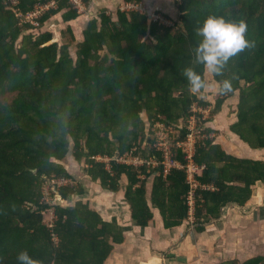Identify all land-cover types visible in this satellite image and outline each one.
Returning a JSON list of instances; mask_svg holds the SVG:
<instances>
[{
  "label": "trees",
  "instance_id": "1",
  "mask_svg": "<svg viewBox=\"0 0 264 264\" xmlns=\"http://www.w3.org/2000/svg\"><path fill=\"white\" fill-rule=\"evenodd\" d=\"M50 1L0 0V264H17L21 250L40 264H104L114 243L123 241L122 228L115 220L106 222L90 203L64 206L53 192L57 202L48 204L44 185L75 179L63 163L73 149L103 189L116 192L127 177L126 198L140 226L153 219L152 208L160 210L168 227L188 219L192 185L186 170L172 167L164 174L151 128L165 124L178 132L175 144L185 141L194 104L212 105L190 92L183 69L192 67L206 84L210 75L219 84L231 81V91L219 92L213 114L239 93L237 121L229 130L251 148L264 149V0H181L180 24L173 26L150 21L139 11H102L89 22L82 41L70 26L63 36L71 40L62 43L55 41L49 23L62 13L65 22L81 16L70 0H56L58 7L35 18L37 24L26 20ZM212 13L243 20L251 41L219 75L198 63L194 52L199 39L194 29ZM196 116L207 135L196 143L194 155L195 163L205 166L195 176L194 216L200 224L220 218L231 203L246 206L254 187L264 184V160L230 154L212 137L218 132L207 126L213 119ZM130 152L159 165L117 162ZM100 156L110 159V169L96 160ZM172 159L187 164L180 148L173 149ZM59 192L70 200L86 190L80 183ZM50 209L56 215L53 227L45 214ZM225 264H264V257Z\"/></svg>",
  "mask_w": 264,
  "mask_h": 264
},
{
  "label": "crops",
  "instance_id": "2",
  "mask_svg": "<svg viewBox=\"0 0 264 264\" xmlns=\"http://www.w3.org/2000/svg\"><path fill=\"white\" fill-rule=\"evenodd\" d=\"M52 1L54 0L50 2ZM133 4L135 6L129 9ZM120 6H127L128 9ZM56 7L58 6L53 8ZM77 9L81 14L77 20L65 22L63 13L57 15L54 20L62 28L72 26L79 41L84 39V31L89 22L98 17L102 11L113 14L119 10L139 11L148 16L150 21L157 22L153 19L154 14H151L154 12L159 13L161 17L169 21H175L178 24L180 22L176 0H141V2L138 0L130 2L124 0H92L91 4L84 1L83 5ZM50 28L58 34L59 29L57 27L54 29L50 26ZM209 79V85L217 84L211 80V75ZM197 107L199 108V106ZM193 111L195 115L190 120L192 118L197 119L196 114H201L200 108L199 111L196 109ZM190 120L189 125L191 124ZM216 123L219 124L218 121ZM207 126L209 127V125ZM228 134L230 141L223 138L225 142L220 143L227 152L241 158L264 160V149L251 148L238 136L232 134L230 130ZM231 138L236 141L240 140L239 148H234V142ZM134 156L139 157L142 161L154 159H144L141 154H134ZM107 159L109 158H104L102 161L110 169ZM79 163L80 161L76 158L72 160L69 170L75 179L80 178L81 184L85 187L84 195L86 196L81 198L82 196L76 195L75 198H81L78 201H83V205L90 203L91 208L99 212L106 222L115 220L123 230V241L114 243V249L104 264H225L233 261L245 263L254 258L264 257V184L259 183L254 187L253 197L246 206L231 203L224 207L220 218L211 222L199 224L196 223V219L191 220L189 217L178 226L168 227L160 210L152 208L153 219L147 226H140L133 218L131 206L126 198L127 177H122L120 189L113 192L103 189L100 181H94L88 172L87 162H85L87 167H82L83 174H81V171L76 167ZM150 169L152 168L150 167ZM198 174L200 175L201 171ZM148 185V197L150 198L152 183L150 182ZM58 200H63V198L60 197ZM67 205L68 207H76L73 204Z\"/></svg>",
  "mask_w": 264,
  "mask_h": 264
},
{
  "label": "clouds",
  "instance_id": "3",
  "mask_svg": "<svg viewBox=\"0 0 264 264\" xmlns=\"http://www.w3.org/2000/svg\"><path fill=\"white\" fill-rule=\"evenodd\" d=\"M198 42L194 49L195 60L203 64L214 74H221L229 59L251 46L245 35L246 24L243 20H231L215 13L209 14L198 22L194 29ZM191 93H198L207 86L206 81L192 67L183 69ZM229 79H223L220 92L231 91ZM17 264H40L27 250H21L16 255Z\"/></svg>",
  "mask_w": 264,
  "mask_h": 264
},
{
  "label": "rangeland",
  "instance_id": "4",
  "mask_svg": "<svg viewBox=\"0 0 264 264\" xmlns=\"http://www.w3.org/2000/svg\"><path fill=\"white\" fill-rule=\"evenodd\" d=\"M177 5L178 3L181 2V0H176ZM135 5H131L129 9L133 8ZM53 6L51 5L50 8H52ZM121 7V6H120ZM121 8L124 9H128V7L126 6H122ZM140 9V8H139ZM98 15V13H96ZM151 14H154V17H156L157 19H159V21L162 22V24L166 25V26H173L175 23V21H169L168 19H164L163 17H161V15H159V13H154L151 12ZM55 19V18H54ZM180 24V22H179ZM50 26L54 27V29H56V27L59 29L58 34L55 33V40L56 41H62L65 39V42H69L71 40V36L69 34H67V36H63V31L67 28H62L60 26H58L56 20H54L53 22L49 23ZM64 37V38H63ZM72 51L75 53L76 52V48L75 46H73ZM213 80V79H211ZM208 82L210 83V79H208ZM216 82V81H215ZM209 83H207V86L204 90H200L198 93H195L200 99H205L209 102H211V106L209 107H199L200 108V113L202 115H204L205 120H210L211 118L213 119L211 123H209V126L217 129L218 132H216L215 134H212V137H216L217 139V143H221L222 141L225 142L223 140V138L225 140L230 141L229 138V129L231 124H233L234 122L237 121V113H238V104H239V93L236 94L235 96L231 97L224 105V108L221 112L213 114V111L216 107V103H217V99L219 98L220 94H219V89H220V85L218 82H216L217 84L214 83L209 85ZM218 94V96H217ZM214 95H216L214 97ZM197 104H194L193 109H196L197 111H199V108L197 107ZM144 119L146 121L147 124V131H149L150 126H149V122L147 120V116L146 114H144ZM219 122V124H217L216 122ZM190 126V125H189ZM192 127V125H191ZM193 127H197V124H193ZM174 129V128H173ZM152 130V134H150L151 138H153L155 140V142H162L165 141V138L163 137V135H157L156 131H160L161 129L158 128V125H155L153 128H151ZM174 135H177V131L174 129ZM232 141L234 142V148H239L240 147V140L238 139L237 141L234 138H231ZM234 139V140H233ZM201 138L195 137V141L196 143L198 141H200ZM240 143V144H239ZM146 145V144H145ZM155 145V144H154ZM75 159L74 156V150H71V153L69 154L67 160H65L63 163L66 164L67 168L69 169V165L71 163L72 160ZM86 162V160H84ZM85 162H80L79 165H77L76 167L79 169V171H81L84 167H87V164ZM83 167V168H82ZM80 174V173H79ZM81 174L82 171H81ZM81 177V176H80ZM84 180V179H83ZM59 183V188H61L62 186L65 185H76L78 186L81 183L80 178L79 179H56V180H51L49 183H46L44 186L45 189V200L46 202H48V204H51V202H53V204H55V202H57V200H54V193H57V198H62L60 192H59V188L57 187ZM78 196V195H77ZM84 196L86 195H82L81 198H84ZM79 198V199H81ZM77 197L75 198V196H73L70 200H61L62 204L64 206H68L67 204H73L75 206H81L83 201H78L79 200ZM193 204L195 206V198L193 199ZM45 214L47 215V217L49 216V211L45 212ZM48 219V218H47Z\"/></svg>",
  "mask_w": 264,
  "mask_h": 264
},
{
  "label": "built area",
  "instance_id": "5",
  "mask_svg": "<svg viewBox=\"0 0 264 264\" xmlns=\"http://www.w3.org/2000/svg\"><path fill=\"white\" fill-rule=\"evenodd\" d=\"M85 0H70V2L79 7L80 5H83V2ZM12 3L14 4H18V0H12ZM51 3V4H50ZM46 5H42L41 7H38L36 12L30 13L27 17L26 20L27 21H33V23L37 24L34 19L39 17L40 15L44 14L47 10L50 9V6L52 5L53 7L57 5V1L54 0L52 2H50ZM52 7V8H53ZM153 19L154 21H157L159 23H162L161 21H159V19H157L156 17H154L153 15ZM191 124L189 127L190 133L188 134V137L185 141H181V142H177L176 144L174 143V129L170 126H166L165 124H158V128H160V131H156L157 135H163V137L165 138V141L162 142H156V148L157 150H159L162 153V156L164 158L162 165L164 167V174L166 175L169 170L172 167H179V168H184L186 170L187 173V179L188 181L191 183L192 185V190L189 193V205H190V210H189V217L191 220H195V216H194V211H195V206L193 204V199H194V195H195V189L197 187V183L195 182V176L196 174H198L199 171H202L203 169H205V166H199L195 163L194 161V155L196 152V141H195V137L205 139L207 137V135L202 132L204 130V128H200L198 127V122L196 118H192L190 120ZM197 124V127H193V124ZM192 125V127H191ZM177 147L180 148L182 153L185 155V158L187 160V164L186 166H182L179 162H176L172 159L173 156V149ZM104 158L100 157H96L97 161H102ZM109 161V159H107V162ZM118 163H122V164H133L136 166H140V165H148V167L151 168H156L158 167L159 163L157 162L156 159L150 160V161H142L141 159H139V157L134 156V154L132 152L127 153L126 155H124L123 157L121 156L120 158L117 159ZM140 164V165H139ZM56 184L57 187L59 188V183L57 182ZM49 211V215H51V218L47 221V224L49 227H53L55 220H56V215H55V210L54 209H50ZM55 236V241L58 243L59 239L57 238L56 235Z\"/></svg>",
  "mask_w": 264,
  "mask_h": 264
},
{
  "label": "water",
  "instance_id": "6",
  "mask_svg": "<svg viewBox=\"0 0 264 264\" xmlns=\"http://www.w3.org/2000/svg\"><path fill=\"white\" fill-rule=\"evenodd\" d=\"M63 198V197H62ZM64 200V199H63Z\"/></svg>",
  "mask_w": 264,
  "mask_h": 264
}]
</instances>
